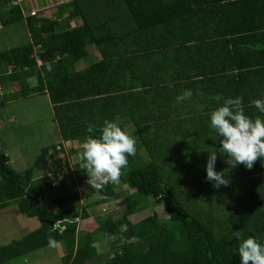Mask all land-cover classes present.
I'll return each instance as SVG.
<instances>
[{
	"label": "trees",
	"instance_id": "obj_1",
	"mask_svg": "<svg viewBox=\"0 0 264 264\" xmlns=\"http://www.w3.org/2000/svg\"><path fill=\"white\" fill-rule=\"evenodd\" d=\"M10 1L0 0V28L24 20L30 41L0 50V87H18L0 95V114L9 100L47 94L61 141L43 146L23 171L11 167L0 144V209L15 204L39 220L0 245V264L49 245V234L63 246V264H240L235 232L264 244V158L251 170L232 168L210 128V113L223 103L210 99L217 94L242 97L248 116L264 118L251 104L264 99V0H68L55 6L52 19ZM75 18L81 22L71 26ZM90 48L99 55L95 62ZM80 60L87 65L77 69ZM186 89L191 99L176 103ZM117 116L137 142L122 170L125 188L88 186L86 203L78 188L61 192L60 170L71 165L62 142L82 146L100 135L88 133V124L99 129ZM81 146L70 153L79 156ZM211 151L228 186L216 189L206 180ZM80 163L78 177L86 173ZM53 190L60 193L47 194ZM111 201L116 211L91 213ZM151 201L168 218L153 213L132 221ZM102 240L109 248L99 261Z\"/></svg>",
	"mask_w": 264,
	"mask_h": 264
},
{
	"label": "rangeland",
	"instance_id": "obj_2",
	"mask_svg": "<svg viewBox=\"0 0 264 264\" xmlns=\"http://www.w3.org/2000/svg\"><path fill=\"white\" fill-rule=\"evenodd\" d=\"M64 1L68 0H31L30 4L34 7L38 5L39 8L43 7L42 5L45 2L48 3L47 6L52 5L49 10H41L38 14L53 18L55 16V6ZM68 10H70V7ZM8 15L9 13L5 9L3 17L6 18ZM75 20L76 18L70 19L68 22L71 26H73L76 23ZM28 41H30V35L24 20L20 23L17 22L1 26L0 50H4L12 46H19L27 43ZM42 56L43 55L40 57ZM40 57L39 59H36L38 64L41 63ZM79 63L80 65L76 66L77 69L86 65L85 61H80ZM30 82H35L34 77L30 80ZM17 88L16 83L8 85V87H0V95H3L5 92L16 90ZM0 117V144L3 145L2 149L9 157L11 167L17 171H23L24 169L30 167L43 146L53 145L54 143L58 144L61 139L57 124L52 119V106L47 94H36L9 100L4 104ZM125 130L129 135H131V128L125 127ZM63 145H65L66 150L69 152L68 157L71 166L68 168L64 165V167L61 168L60 171H62L65 175L66 184L64 187L60 186L61 188H57L61 189V192L63 193L71 192L74 188H78L80 190L79 193L81 194L80 201L86 203L87 200L82 197L83 190H86L87 187L90 186L86 182L88 180V176L86 173L82 177L77 176L74 172V165L79 160V156L77 152L70 153L71 149L80 147L81 144L69 141L66 143L64 142ZM40 174V172L37 173V175ZM71 177L74 182L70 179ZM120 182L116 187L117 190H123L125 188ZM129 190H126L127 193ZM59 193V190H53L47 194H52L51 196L54 197ZM46 206L48 210H52V208H54V206H52L49 202H47ZM116 209L117 201H111L109 203L98 205L93 209L90 208V211L93 215L96 214L102 217L106 216L109 212L111 213L116 211ZM153 213L158 216L160 221H164L168 218L164 206L151 201V204H149V206L143 211L131 215V220L137 221L138 219ZM22 219L34 220L36 224L38 223L37 217L26 218L25 215H20L15 204H11L0 209V245L7 244L14 239H19L24 234L29 232L31 227L21 224L20 221H22ZM78 221V228L80 229L84 225V222L82 219H79ZM18 223L21 225L19 228L16 227L19 225ZM55 246L56 248L46 245L42 248L11 259L3 264H63V261L59 258V255L64 253V251L61 250L63 246L61 243H58ZM97 246L98 250L101 252L100 254H102L100 255L101 257L99 258V261H103L105 260V252L108 251L109 245L107 241L102 240L97 244Z\"/></svg>",
	"mask_w": 264,
	"mask_h": 264
},
{
	"label": "clouds",
	"instance_id": "obj_3",
	"mask_svg": "<svg viewBox=\"0 0 264 264\" xmlns=\"http://www.w3.org/2000/svg\"><path fill=\"white\" fill-rule=\"evenodd\" d=\"M192 95V90L186 89L177 96L176 103L190 100ZM210 99L223 101L222 105L210 113V128L215 133L212 139L220 140L218 152L226 157L225 163L232 168L244 165L251 170L258 159L264 158V118L259 115L255 118L248 116L242 106V97L225 98L222 94H217ZM251 104L264 114V99H254ZM119 121V116L114 120H105L99 129L93 124L87 125L88 133L98 130L100 135H89L82 142L80 169L86 171V182L97 192L109 184H118L122 170L129 165L128 157L137 154L136 140L121 127ZM218 152H209L206 162V180L212 182L216 189L230 184L225 171L215 170ZM53 227L55 228V224ZM234 235L241 241L238 246L240 264H264V244L255 237L242 238L239 231ZM48 243L50 247L56 245L51 234Z\"/></svg>",
	"mask_w": 264,
	"mask_h": 264
},
{
	"label": "crops",
	"instance_id": "obj_4",
	"mask_svg": "<svg viewBox=\"0 0 264 264\" xmlns=\"http://www.w3.org/2000/svg\"><path fill=\"white\" fill-rule=\"evenodd\" d=\"M34 2H35V1H34ZM45 4H46V5H45ZM45 4H44L45 6H43V7H45L43 10H46V9L49 10V8L52 7V5H51V6H47V4H48L47 2H45ZM36 7L39 8L38 5H36ZM41 8H42V7H41ZM38 15H39V14H38ZM39 16H41V15H39ZM43 17H45V15H43ZM53 18H54V17H53ZM51 19H52V18H51ZM75 21H76V23H75ZM75 21H74V23H75L74 25H77V24H79V23L81 22L79 19H76ZM89 50H90V51H89V54H90V56H91L90 59L92 60L91 62H95L96 60H98V59H99V55H98V53H97L96 51L92 52V51H91V48H90ZM80 61H84V60H80ZM80 61H79V62H80ZM85 63H86V65H87V61H85ZM77 65H80V63H77ZM77 65H76V66H77ZM86 65H84V66H86ZM84 66H83V67H84ZM79 68H82V66L79 67ZM197 107H198V106H197ZM52 113H53V111H52ZM60 141H61V139H60ZM60 141H59V142H60ZM67 142H69V141H67ZM63 143H64V142H63ZM65 143H66V142H65ZM54 144H55V143H54ZM75 148H77V147H75ZM70 166H71V165H69V167H70ZM69 167H68V168H69ZM80 182H81V181H80ZM75 183H76V182H75ZM17 208H18V207H17ZM18 211H19V210H18ZM19 213H20V211H19ZM21 214H22V213H20V215H21ZM23 215H24V214H23ZM26 218H29V217L26 216ZM20 223L23 224V225H26L27 227L30 226L31 228H30L29 231H31V230H33V229H35V228H37V227L39 226V220H38V223H37V224L35 223L34 220H28V219H22V221H20ZM20 223H18L19 225L16 226V227L19 228V226H21ZM56 250H57V249H56ZM61 250H63V248H61ZM59 251H60V250H59ZM61 255H62V253H61Z\"/></svg>",
	"mask_w": 264,
	"mask_h": 264
},
{
	"label": "built area",
	"instance_id": "obj_5",
	"mask_svg": "<svg viewBox=\"0 0 264 264\" xmlns=\"http://www.w3.org/2000/svg\"><path fill=\"white\" fill-rule=\"evenodd\" d=\"M30 1L31 0H11L9 4L10 5H18V6L23 7L22 2H24V4H27V6L29 7L28 13L31 14V15H38V12L41 11V10H43L45 8V7L37 8V7L31 6ZM56 148L59 149L60 146L57 145ZM63 148L66 150L65 145H63ZM60 156H64L63 152L61 153Z\"/></svg>",
	"mask_w": 264,
	"mask_h": 264
},
{
	"label": "water",
	"instance_id": "obj_6",
	"mask_svg": "<svg viewBox=\"0 0 264 264\" xmlns=\"http://www.w3.org/2000/svg\"><path fill=\"white\" fill-rule=\"evenodd\" d=\"M36 59H39V55H36Z\"/></svg>",
	"mask_w": 264,
	"mask_h": 264
}]
</instances>
